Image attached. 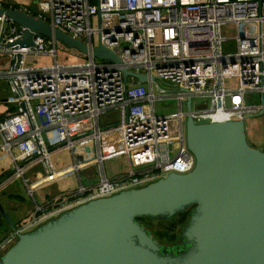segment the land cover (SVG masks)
Segmentation results:
<instances>
[{
    "label": "built area",
    "instance_id": "obj_1",
    "mask_svg": "<svg viewBox=\"0 0 264 264\" xmlns=\"http://www.w3.org/2000/svg\"><path fill=\"white\" fill-rule=\"evenodd\" d=\"M3 1L0 7L26 10L22 4ZM33 2L35 17L80 39L89 52L82 54L86 56L82 61L59 64L56 41L39 34L32 47L0 45V54L8 56V67L0 77L10 91L0 102L13 105L0 113V178L5 177L0 187L22 178L32 194L36 187L53 184L65 175L75 173L80 178L78 172L90 164L97 166L99 177L92 186L79 182L75 190L36 204L0 246L66 207L141 187L169 173L191 172L195 156L186 143L188 115L194 123L242 120L246 134V118L264 116V0ZM93 16L96 28L91 24ZM229 23L235 25L231 38L221 34V27ZM22 33V27L9 21L2 42ZM94 33L98 44L114 51L120 63L91 54V48L98 45L93 43ZM229 39L234 43L227 50ZM28 54L48 55L52 63L29 66ZM122 69L145 74L148 80L153 76L155 81L140 83L131 75L124 81ZM231 78L238 82L234 88L225 83ZM254 94L258 100H253ZM164 99L175 100L174 113H156L155 103ZM110 109L117 111V120L102 126L99 118ZM83 121L89 127L69 129V124ZM53 127L63 128L65 136L61 143L48 145L43 131ZM110 133L117 140L103 147ZM88 141L94 144V158L83 163L75 147ZM61 149L71 152L73 163L57 170L52 155ZM115 156H123L127 168L109 178L103 162ZM35 165L43 171H36L34 181L27 183L25 172Z\"/></svg>",
    "mask_w": 264,
    "mask_h": 264
},
{
    "label": "water",
    "instance_id": "obj_2",
    "mask_svg": "<svg viewBox=\"0 0 264 264\" xmlns=\"http://www.w3.org/2000/svg\"><path fill=\"white\" fill-rule=\"evenodd\" d=\"M9 21L23 33L3 43ZM37 34L89 52L80 39L26 10L0 7L3 48L32 47ZM90 52L120 63L101 44ZM122 73L124 81L127 75L140 83L155 81L128 69ZM185 136L195 156L191 172L169 173L65 209L33 230L17 233L0 255V264H264V150L250 145L242 120L194 123L188 115ZM4 180L0 178V185ZM188 208L189 219L174 245L160 242L139 220H167ZM0 216L14 230L1 203Z\"/></svg>",
    "mask_w": 264,
    "mask_h": 264
},
{
    "label": "rangeland",
    "instance_id": "obj_3",
    "mask_svg": "<svg viewBox=\"0 0 264 264\" xmlns=\"http://www.w3.org/2000/svg\"><path fill=\"white\" fill-rule=\"evenodd\" d=\"M27 0H15L16 3L22 4L25 3ZM23 5V4H22ZM91 24L93 28H96L98 25L97 22V17L93 16L91 19ZM103 25H106V19L103 17L102 19ZM221 34L224 35L227 38H231L235 34V25L233 23H229L227 25H223L221 27ZM93 43L98 44V34L94 33L93 35ZM234 40L229 39L228 40V45H227V50L228 48H231L233 46ZM56 51H57V62L59 64H64V63H71V62H77V61H82V59H85L86 56L82 55V53H79L76 49L66 47L64 44L61 42L57 41L56 42ZM3 56H0V73L3 72L7 67H8V62L7 63H1L3 61ZM5 60L4 62H6ZM25 62L29 66H48L52 63V58L49 57L48 55L45 54H28L26 55ZM226 85L228 87L234 88L237 85V80L235 78H231L225 81ZM164 86V84H162ZM10 95V91L7 85V81L3 78L0 77V99H2L5 96ZM253 100H258L259 96L258 95H253ZM194 100H199V99H194ZM13 108L12 104H6L0 102V113L5 112L7 109ZM177 110V104L174 99H164L161 101H158L155 103V111L157 114H170L174 113ZM100 124L103 125H109L113 124L117 120V111L110 109L106 111L104 114L100 116ZM171 125L173 131H175V121L172 118L171 119ZM246 126H247V139L250 145H258L264 150V116L262 114L248 117L245 120ZM80 126L81 128H86L89 127V122L88 121H83L80 123H74V124H69V129L74 130V126ZM65 134V131L61 127H53L49 128L43 131V136L47 142L48 145L50 144H58L61 143L63 140V136ZM115 133H110L108 137H106L102 141V146L105 147L107 144L115 143L117 139H115ZM254 140V141H253ZM53 145V146H54ZM75 152L80 154L81 162H85L87 158H90L89 160H92L94 158V144L91 141L84 142L80 145H77L75 147ZM52 161L55 166V169L60 170L64 169L68 165H71L73 163V158L71 155V152L67 149H61L56 151L52 155ZM92 163V162H91ZM103 168L104 171L107 175V177L112 178L118 173H121L126 170L127 165L125 162V159L123 156H115L112 158H109L108 160H105L103 162ZM97 169V171H96ZM87 172L80 171V176L83 173H88L89 175L94 174V180L96 182L98 181L99 177V169L97 168L96 165L90 164L86 167ZM36 171H43V167L41 165H35L32 167L31 170H27L25 172L24 179L27 180V183H32L34 181V173ZM84 175L81 176V181H84ZM83 183V182H82ZM79 185V178L77 175L71 174V175H65L63 178L59 179L57 182L49 185H43L41 187L44 188L42 192L46 193L48 191L53 192L51 193L54 195L56 193L55 191H59V193L55 194L58 195L61 192L69 189V190H75ZM17 189L21 191V193H24V196L27 197V203L31 202L29 198H31L28 193L26 192L25 194V189L26 187L24 186V181L22 178H18L14 180V183L11 185L10 189ZM37 189V188H35ZM8 195L6 193H0V200H3L7 198ZM39 196H36L35 194V199H37ZM51 198V197H50ZM22 208H25L24 205H21ZM72 207V206H71ZM190 210H187L185 213L182 214H176L172 216L171 218L167 220H157V219H143L142 222L153 232V234L156 236V238L167 245H174L179 242L178 240V234L180 230L183 227V224L187 222L190 216ZM62 211V210H61ZM24 213V212H23ZM58 215V214H57ZM26 217V218H25ZM25 220L29 217V215L25 216ZM1 218V216H0ZM51 218V217H50ZM48 219V218H47ZM46 219V220H47ZM45 220V221H46ZM43 221V222H45ZM41 222V223H43ZM39 223V224H41ZM37 224V225H39ZM37 225L33 226L30 228V230H33ZM29 231V230H28ZM7 239V238H6ZM5 237L2 241V244L6 240ZM14 238L9 241L8 243L6 242L5 245L0 246V255L14 242Z\"/></svg>",
    "mask_w": 264,
    "mask_h": 264
},
{
    "label": "crops",
    "instance_id": "obj_4",
    "mask_svg": "<svg viewBox=\"0 0 264 264\" xmlns=\"http://www.w3.org/2000/svg\"><path fill=\"white\" fill-rule=\"evenodd\" d=\"M10 1H14L15 0H10ZM34 0H27L25 3H22L24 8L28 9V8H32L35 9L33 2ZM3 2H6V0H4ZM0 56H3V59L7 60L6 62H4L5 60L1 61V63H7L8 62V56L7 54H0ZM254 141V140H253ZM256 148H259L261 150H263L260 146L258 145H253ZM80 154H77V158L78 160H81L80 158ZM91 158V157H90ZM80 171H84L87 172L86 168L81 169ZM80 171L78 172L79 176H80ZM97 171V169H96ZM77 175V174H76ZM85 176L84 177V181H81V176ZM79 178V182H83L82 184L86 185V186H92L96 183V180H94V174L89 175L88 173H83ZM78 177V175H77ZM14 183H7L6 185H3L2 187H0V193H6L7 198L0 200L1 205L3 206L4 210L7 211L9 213V216L11 218V221L15 227H18L22 221L25 220V216L30 215L35 207L36 204L38 205H43L45 204L50 197L54 196L55 194L59 193V191H55L56 193H54V195H52L51 193L53 192H42L43 191V187L38 188L37 189H33V193L30 194L27 187L25 189V194L26 192L28 193V195L31 197L29 198V200L31 202L27 203V197L24 196V193H21L20 189H10L11 185ZM25 186V185H24ZM35 194L36 196H39L37 199H35ZM15 196H19L21 197L22 200L17 199ZM21 205H24L25 208H22ZM70 207H66L65 209H68ZM64 210V209H63ZM24 212V213H23ZM61 212V211H60ZM57 214H59V212H54L50 217H54ZM25 217V218H24ZM49 217V218H50ZM30 230V229H29ZM13 230L9 227V225L6 223V221H4L2 218H0V244H2V241L5 237V239L7 237H9V235L11 234Z\"/></svg>",
    "mask_w": 264,
    "mask_h": 264
},
{
    "label": "trees",
    "instance_id": "obj_5",
    "mask_svg": "<svg viewBox=\"0 0 264 264\" xmlns=\"http://www.w3.org/2000/svg\"><path fill=\"white\" fill-rule=\"evenodd\" d=\"M26 10L30 11V13H32V14H35V9H32V8H28V9H27V8H26ZM15 197H16L17 199H19V200H22L21 197H19V196H15ZM189 209H190V208H188L187 210H189ZM187 210H185V211H183V212H180V213H177V214L185 213ZM190 212H191V210H190ZM175 215H176V214H175ZM139 220L142 222L143 219H139ZM187 221H188V220H187ZM142 223H143V222H142ZM185 223H186V222H185ZM185 223H184V224H185ZM143 224H144V223H143ZM184 224H183V225H184ZM144 225H145V224H144ZM145 226H146V225H145ZM146 227H147V226H146ZM148 229H149V228H148ZM149 230H150V229H149ZM150 231H151V230H150ZM152 233H153V232H152ZM153 235H154V234H153ZM154 236H155V235H154ZM155 237H156V236H155Z\"/></svg>",
    "mask_w": 264,
    "mask_h": 264
}]
</instances>
